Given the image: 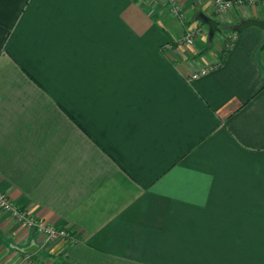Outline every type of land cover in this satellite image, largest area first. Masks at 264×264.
<instances>
[{
  "label": "crops",
  "instance_id": "0c3cea01",
  "mask_svg": "<svg viewBox=\"0 0 264 264\" xmlns=\"http://www.w3.org/2000/svg\"><path fill=\"white\" fill-rule=\"evenodd\" d=\"M244 1L227 30L264 18ZM203 23L188 46L132 0H0V191L75 237L0 209V264H264V30L218 58Z\"/></svg>",
  "mask_w": 264,
  "mask_h": 264
},
{
  "label": "built area",
  "instance_id": "2783aa9c",
  "mask_svg": "<svg viewBox=\"0 0 264 264\" xmlns=\"http://www.w3.org/2000/svg\"><path fill=\"white\" fill-rule=\"evenodd\" d=\"M170 6L175 14L182 16L180 7L177 5L176 0H169ZM213 9L220 13H227L232 10L241 9L251 2H245L244 0H212ZM185 34L178 38L176 42L178 44L191 46L195 42V36L192 29L185 30ZM238 30L231 31L227 37V43L225 50L228 51L231 45L233 44ZM170 46V45H168ZM218 65L217 62L214 65L202 66L197 71L191 74V79H197L201 76H204L210 72V70ZM0 209L6 212L11 213L15 218L25 225L27 229H36L38 233L43 235L47 240H56L59 238H70L71 241H75V237H71V233L65 228H58L54 225L48 224L43 221L35 219L31 213L27 210H22L9 198V196L0 191ZM29 256H26V259L29 260ZM25 259V260H26ZM45 264V263H44Z\"/></svg>",
  "mask_w": 264,
  "mask_h": 264
},
{
  "label": "rangeland",
  "instance_id": "374dc122",
  "mask_svg": "<svg viewBox=\"0 0 264 264\" xmlns=\"http://www.w3.org/2000/svg\"><path fill=\"white\" fill-rule=\"evenodd\" d=\"M134 3H136V5H138L140 8H142L149 16H154L156 18H161V16L163 15V13L167 12L168 15H170V17H172L174 20L178 21L180 23V25H182L183 27V31L184 33L182 34V36L185 34V30L192 29V31L195 33V41L196 39H198L201 36H205L206 38L208 37V27L200 20H194L192 17H189V10L191 11L194 7L193 5H189V8L187 7V1L185 2L184 0H176L177 5L180 7L182 16L177 15L173 12L172 10V6H170V1L169 0H132ZM213 5V4H212ZM255 3H251L246 5L245 7L241 8V9H236V10H232L230 12L227 13H220L217 12L215 10V8L213 10V17L219 21L220 27H219V31L216 32V42H215V49L218 50V58H220V56L225 55V48H226V43H227V37L228 34L231 31H234V29H228L227 27L229 24L228 20L231 18H238L239 16H244V18H247L249 16H252L251 14L253 13L254 9H259L258 5H255ZM264 6V5H263ZM264 8V7H263ZM155 14V15H154ZM239 21V18H238ZM227 26V27H226ZM195 44V42H194ZM192 44V45H194ZM219 46L221 47V49L219 48ZM208 57L205 56L204 59H207ZM219 60V59H218ZM207 64L208 65H214L215 61H211V60H207ZM16 205V204H15ZM20 208V207H19ZM22 210H27L31 213V215L37 219L32 212L29 209H25V208H21ZM4 211V210H2ZM6 212V211H5ZM9 213V212H7ZM10 215H12L11 213H9ZM13 216V215H12ZM14 217V216H13ZM15 218V217H14ZM17 219V218H16ZM39 220V219H37ZM42 221V220H39ZM45 222V221H43ZM48 223V222H46ZM50 224V223H48ZM53 225V224H51ZM66 229V228H65ZM68 230V229H67ZM69 231V230H68ZM70 232V231H69ZM66 239V237H64Z\"/></svg>",
  "mask_w": 264,
  "mask_h": 264
},
{
  "label": "water",
  "instance_id": "95a60500",
  "mask_svg": "<svg viewBox=\"0 0 264 264\" xmlns=\"http://www.w3.org/2000/svg\"><path fill=\"white\" fill-rule=\"evenodd\" d=\"M197 11H198V18L209 26V37L210 39H213L216 30L218 28V21L212 17L203 14L200 7H197ZM252 26H257L264 30V18L251 17L248 19H244L240 21V23L237 25L236 30H243Z\"/></svg>",
  "mask_w": 264,
  "mask_h": 264
},
{
  "label": "trees",
  "instance_id": "16d2710c",
  "mask_svg": "<svg viewBox=\"0 0 264 264\" xmlns=\"http://www.w3.org/2000/svg\"><path fill=\"white\" fill-rule=\"evenodd\" d=\"M225 51H226V50H225ZM226 52H227V51H226ZM226 52H225V53H226Z\"/></svg>",
  "mask_w": 264,
  "mask_h": 264
}]
</instances>
